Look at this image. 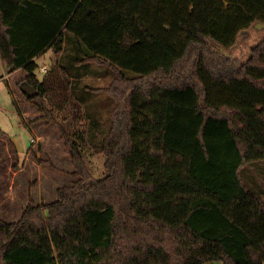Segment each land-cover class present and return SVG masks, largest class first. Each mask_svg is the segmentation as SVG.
<instances>
[{"label":"trees","instance_id":"trees-1","mask_svg":"<svg viewBox=\"0 0 264 264\" xmlns=\"http://www.w3.org/2000/svg\"><path fill=\"white\" fill-rule=\"evenodd\" d=\"M258 23L264 0H0V59L37 90L27 99L57 126L78 177L0 219V264H264V192L243 176L264 163V38L235 57ZM67 33L77 64L115 74L100 179L72 76L35 74ZM57 107L71 112L58 119Z\"/></svg>","mask_w":264,"mask_h":264},{"label":"rangeland","instance_id":"rangeland-1","mask_svg":"<svg viewBox=\"0 0 264 264\" xmlns=\"http://www.w3.org/2000/svg\"><path fill=\"white\" fill-rule=\"evenodd\" d=\"M249 33L244 35L245 41L235 51L239 63L246 61L252 46L264 38V28H254ZM46 53L37 60L35 74L38 80L43 81L47 73L61 66L72 76L71 92L82 103L85 117L81 124L90 142L88 148H83L87 167L95 179H100L105 173L102 140L110 129V114L116 105L115 99L104 90L114 80L115 74L105 65L77 64V60L82 59L80 46L70 33L65 35L61 55L56 56L53 49ZM9 73L10 67L0 59V133L5 134H0V219L16 222L31 201L55 200L58 189L72 185L78 177L57 126L42 119L43 115L27 99L23 91L25 85L21 86L24 72ZM127 74L132 75L130 72ZM15 101L23 118L17 112ZM69 112V108L53 110L58 119ZM9 139L16 148L9 147ZM243 176L249 187L252 186L253 190H256L253 187H261L264 192V163L245 167Z\"/></svg>","mask_w":264,"mask_h":264},{"label":"water","instance_id":"water-1","mask_svg":"<svg viewBox=\"0 0 264 264\" xmlns=\"http://www.w3.org/2000/svg\"><path fill=\"white\" fill-rule=\"evenodd\" d=\"M255 29L259 30V29H263L264 28V24H256ZM250 34L248 31H244L240 34V37H242L243 35H248ZM23 91L24 93L29 96L30 98H34L37 96V90H35L34 88L30 87V86H23Z\"/></svg>","mask_w":264,"mask_h":264},{"label":"crops","instance_id":"crops-1","mask_svg":"<svg viewBox=\"0 0 264 264\" xmlns=\"http://www.w3.org/2000/svg\"><path fill=\"white\" fill-rule=\"evenodd\" d=\"M47 54V53H46ZM46 54H44V55H46ZM43 55H41L40 57H42ZM40 57H38V58H36L35 59V62H36V64H37V60L40 58ZM19 71H21V70H16V71H13V72H11L10 71V75L11 74H15V73H17V72H19ZM25 78V74H24V76H23V78L21 79V81L23 80ZM15 98H16V100L18 101V98H17V96H15ZM0 134H3L4 136H5V134L4 133H0ZM10 140V139H9ZM12 146H14L15 147V145L11 142V140H10V144H9V147L11 148ZM13 148V147H12ZM16 148V147H15ZM18 153V150H16V154ZM17 156H18V154H17Z\"/></svg>","mask_w":264,"mask_h":264}]
</instances>
